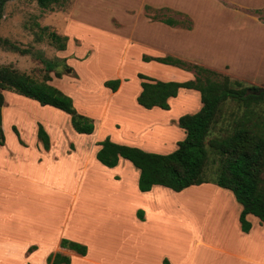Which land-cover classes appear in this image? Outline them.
<instances>
[{
  "label": "crops",
  "instance_id": "crops-1",
  "mask_svg": "<svg viewBox=\"0 0 264 264\" xmlns=\"http://www.w3.org/2000/svg\"><path fill=\"white\" fill-rule=\"evenodd\" d=\"M147 1L156 8L190 16L191 27L159 19L147 21L143 16L136 19L138 29L144 26L148 32L141 35L133 28L127 41V46L137 44L140 65L131 81L118 74L121 82L112 91L104 86L106 77L102 76L104 92H97L102 96L100 103L92 100L98 96L96 92H81L84 99L78 105L72 99L79 113L93 119L92 133H76L62 110L2 90L0 124L5 141L0 145V264H49L48 256L55 253L69 257V264H264V225L247 214L251 227L248 232L241 231L238 217L242 206L230 190L209 181L181 191L162 185L140 191L139 170L129 160L120 158L115 166L107 167L95 157L100 148L97 142L106 137L147 152L170 153L185 137L178 118L201 107L199 91L187 88H179L177 95L168 99V109H146L137 104L141 90L138 73L162 81L183 82L194 77L191 70L143 61V55H170L218 70L228 65V72L235 77L264 79V21L255 12L264 4L254 5L257 16L248 14V20L254 22L250 27L259 33L257 39L247 41L245 36L242 42L231 35L227 54L205 57L192 40L199 28L196 17L204 15V10L197 14L190 4H183L187 0ZM212 1L219 11L232 13L233 19L227 22L239 21L233 32L243 33L246 24L236 16L245 13ZM57 81L52 76L48 83L60 89ZM6 101L15 107H6ZM38 124L49 136L47 150L37 138ZM64 131L88 140L74 144ZM203 189L229 206L198 212L196 204L185 198L194 193L198 203L203 197L195 191ZM61 239L84 245L85 255L61 247Z\"/></svg>",
  "mask_w": 264,
  "mask_h": 264
},
{
  "label": "rangeland",
  "instance_id": "rangeland-1",
  "mask_svg": "<svg viewBox=\"0 0 264 264\" xmlns=\"http://www.w3.org/2000/svg\"><path fill=\"white\" fill-rule=\"evenodd\" d=\"M217 1L225 8L243 11L245 15L239 14L236 19L243 21L246 26L241 30L243 33L233 32L236 31L234 24L239 21L227 22L228 19H233L232 13L219 11V7L212 0L184 1L183 4H190L191 9L197 14L204 10V15L196 17L199 28L192 40L202 48L200 53L205 57L227 54L231 35H237L242 42L245 36L248 41L250 37L254 39L259 35L255 28L250 27L254 22L248 20V14H253L251 18L257 16L254 5H263L264 0H241L245 3L251 2L250 7L234 0ZM146 5L149 6L148 9H145ZM261 8L258 15L263 19L264 5ZM139 16H143L147 21L154 18H173L180 21L177 27H185L191 22V17L180 11L156 8L147 0H59L46 8L40 6L38 0H8L4 4L0 19V37L7 39L9 44L0 47V66L28 74L37 81L47 75L52 78L58 73L60 77H57V85L63 92L70 93L74 104L78 105V102L84 99L81 92H104L100 84L102 76L110 80L116 79L119 74L131 81L140 65L136 59L137 44L131 42L127 46V41L133 34L131 32L133 28L141 35L148 32L144 26L141 30L138 29L136 19ZM51 31L68 36L65 50L57 49V43L52 42L48 35ZM67 49L69 51H66ZM21 50L26 51L22 53ZM228 67L226 65L219 70L211 69L219 74V78L228 76L232 81H240L243 86L264 88V79L248 80L235 77L228 72ZM6 92L16 91L6 89ZM97 94L98 96H92V100L100 103L102 96L100 93ZM6 107L12 108L15 105L6 101ZM27 111L33 113L30 109ZM243 118L252 133L264 137V96L247 107L233 100H226L221 104L216 123L212 125L205 139L207 157L203 166V177L206 180L212 182L216 178L224 159L217 149L208 144V140L231 134ZM74 134H67L64 131L63 135L67 138L72 137L74 144L88 140L79 139ZM260 177L264 185V166ZM195 192L203 195L204 199H202L204 208L199 207L198 212L206 211L211 206L213 209L215 207L224 209L210 191L203 189ZM216 196L222 199L217 194Z\"/></svg>",
  "mask_w": 264,
  "mask_h": 264
},
{
  "label": "trees",
  "instance_id": "trees-1",
  "mask_svg": "<svg viewBox=\"0 0 264 264\" xmlns=\"http://www.w3.org/2000/svg\"><path fill=\"white\" fill-rule=\"evenodd\" d=\"M6 1L8 0H0V19ZM58 1L38 0V3L46 8ZM148 8L149 6L146 5L145 9ZM255 12L259 14L260 9H256ZM159 20L169 25L180 23L173 18ZM185 27L190 28L191 22ZM48 35L52 42L57 43L58 50H65L67 35H60L54 31ZM4 44H9L8 40L0 37V47ZM21 51L25 53L26 50ZM141 58L143 61L155 60L191 70L194 77L183 82L162 81L138 73L137 77L141 79V90L136 96L137 104L146 109L153 107L168 109V99L175 97L179 88H187L199 91L201 107L195 113L183 114L178 118V125L184 129L185 137L177 142V148L170 153L147 152L138 147L115 143L106 137L97 142L100 148L95 154L96 159L107 167L115 166L120 158L129 160L139 170L140 191H148L153 185H162L174 191H181L190 185L209 182L203 177V166L207 157L205 139L212 125L216 123L221 104L226 100H233L247 107L261 100L264 92L255 94L257 87L243 86L240 81H232L228 76L219 78V74L210 68L170 55L164 57L143 55ZM55 76L60 77L58 73H55ZM50 79V75H47L44 79L37 81L28 74L19 73L7 66H0V108L4 102L2 90L11 89L36 100L40 105H49L67 113L71 127L76 133H92L95 128L93 119L79 113L74 107L72 98L58 87L48 83ZM120 82L121 79L116 78L105 80L103 84L115 91ZM13 130L19 136L15 127ZM250 130L243 118L231 134L208 140V144L224 156L222 167L212 182L230 190L235 200L242 206L238 217L242 232H248L251 227L246 219L247 214L256 216L264 225V185L260 177L264 166V137ZM37 138L47 150L50 139L41 124L37 127ZM4 141L5 134L0 124V145ZM60 246L80 255L86 253L84 245L67 239H61ZM69 262V257L60 253L49 255L47 258L49 264H69Z\"/></svg>",
  "mask_w": 264,
  "mask_h": 264
},
{
  "label": "bare ground",
  "instance_id": "bare-ground-1",
  "mask_svg": "<svg viewBox=\"0 0 264 264\" xmlns=\"http://www.w3.org/2000/svg\"><path fill=\"white\" fill-rule=\"evenodd\" d=\"M200 196L202 197L203 195H200ZM215 199H217V202H219L221 205H223L224 208H227V206H229L227 201H225L224 199L222 200V199H219L218 197H215ZM185 201L196 204V208H199V207H201L203 205L202 201L197 203V198L195 197L194 193L192 195L188 194L187 197L185 198Z\"/></svg>",
  "mask_w": 264,
  "mask_h": 264
},
{
  "label": "water",
  "instance_id": "water-1",
  "mask_svg": "<svg viewBox=\"0 0 264 264\" xmlns=\"http://www.w3.org/2000/svg\"><path fill=\"white\" fill-rule=\"evenodd\" d=\"M261 92H264V88L263 87H260L256 91H254L255 94H259Z\"/></svg>",
  "mask_w": 264,
  "mask_h": 264
}]
</instances>
